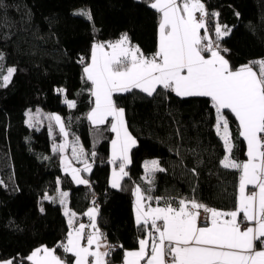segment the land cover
<instances>
[{"label": "trees", "instance_id": "obj_1", "mask_svg": "<svg viewBox=\"0 0 264 264\" xmlns=\"http://www.w3.org/2000/svg\"><path fill=\"white\" fill-rule=\"evenodd\" d=\"M203 2L210 12L220 13L221 24L232 28L221 45L229 49L226 56L233 68L264 58V0ZM4 3L7 7L0 9L4 60L0 64L5 74L9 66L17 72L8 87H0V259L25 257L41 245L56 248L66 242L69 228L63 206L43 199L45 194H56L59 179L69 191V207L77 213L75 222L87 217L84 213L95 201L97 222L109 243L122 244L112 251L109 262L121 263L123 252L138 247V239L144 236L135 224L133 189L137 184L148 187L141 179L147 158H159L167 169L155 174L149 193L164 197L160 204L186 197L212 208L233 210L239 174L219 164L225 153L213 127L214 109L203 97L179 98L163 91L154 97L139 92L114 95L138 143L131 150L129 175L121 181V188L110 186L114 133L108 130L110 124L96 129L86 118L92 98L79 59L90 56L94 42L115 41L124 33L145 55L154 53L159 14L148 6V0ZM82 6L90 9L91 21L75 15ZM58 88L66 90V97L55 91ZM65 98L75 100L76 107L69 109ZM38 106L61 113L69 135L81 137L92 163L91 172L83 173L90 186L76 185L64 173L61 154L52 150L53 143L62 139L58 131L50 134L48 124L29 127L26 123L27 110ZM226 114L234 138L233 156L243 159L245 141L239 137L234 116L227 110ZM193 168L198 172L195 177ZM56 254L72 264L73 258L62 249L56 248Z\"/></svg>", "mask_w": 264, "mask_h": 264}, {"label": "snow or ice", "instance_id": "obj_2", "mask_svg": "<svg viewBox=\"0 0 264 264\" xmlns=\"http://www.w3.org/2000/svg\"><path fill=\"white\" fill-rule=\"evenodd\" d=\"M148 6L159 14L154 53L145 55L124 33L115 41L94 42L90 56L79 59L82 78L90 84L92 98L86 118L96 129L110 124L108 130L115 134L109 161L113 165L111 188L120 189L121 181L129 175L126 168L132 163L130 153L138 143L129 131L125 109L118 107L113 98L116 94L139 92L154 97L163 91L179 98H208L214 109L213 127L225 153L219 164L239 175L233 210H218L186 197L165 201L160 206L165 198L149 193L155 174L167 169L159 160L146 161L141 179L148 187L142 189L137 184L133 189L135 224L144 236L138 239L136 250L123 252L122 264H264V58L233 68L226 58L229 49L221 45L232 28L221 24L220 13L210 12L203 0H148ZM6 7L4 0H0V9ZM75 15L92 20L87 10H79ZM3 60L0 53V61ZM16 72L17 68L9 66L5 74L0 67V87H8ZM55 91L66 97L65 89ZM64 103L69 109L76 107L75 100L65 98ZM225 110L234 116L239 137L246 142L244 161L232 158L234 144ZM25 115L29 127L46 120L50 134L58 128L63 142H54L52 150L61 154L64 173L76 185L90 186L82 173H90L92 164L78 137L69 142L63 118L42 114L39 109L36 113L28 110ZM69 147L71 158L64 154ZM95 155L91 153L93 158ZM73 160L83 167H75ZM191 172L194 177L198 175L196 168ZM56 183L59 186L61 181L57 179ZM68 197L69 192L59 187L56 197L43 196L44 200L58 201L68 218L66 242H60L56 248L70 255L72 264H110L107 257L114 247L104 243L95 201L84 213L89 224L76 225V213L67 207ZM153 201L156 206H152ZM40 211H44L43 207ZM56 248L42 245L25 257L0 259V264H68L56 254Z\"/></svg>", "mask_w": 264, "mask_h": 264}, {"label": "crops", "instance_id": "obj_3", "mask_svg": "<svg viewBox=\"0 0 264 264\" xmlns=\"http://www.w3.org/2000/svg\"><path fill=\"white\" fill-rule=\"evenodd\" d=\"M135 45V44H134ZM226 58H227V56H226ZM228 59V58H227ZM230 62V61H229ZM91 109V108H90ZM225 113H226V110H225ZM227 115V114H226ZM228 119H229V117H228ZM230 125V124H229ZM230 130H231V133H232V129L230 128ZM131 133V132H130ZM132 134V133H131ZM134 137V136H133ZM115 138V134L113 135V138L112 139H114ZM233 139V144H234V138H232ZM111 144V143H110ZM245 144H246V142H245ZM234 150V149H233ZM110 155H111V150H110ZM131 155V154H130ZM232 158L233 159H235V160H237V161H244V160H246L247 159V157H245V158H243V159H237L236 157H234L233 156V152H232ZM153 159H155V160H159V158H156V157H152V158H147V159H145L144 161H143V164L146 162V161H151V160H153ZM73 161H75V160H73ZM161 165V164H160ZM82 166V165H81ZM80 166V167H81ZM162 166V165H161ZM112 169H113V165H112ZM126 171H127V168H126ZM111 174H112V171H111ZM111 174H110V180H111ZM144 175V172H143V174H142V176ZM59 188L61 189V190H63V191H67V192H69L68 190H65V189H63L62 187H61V185H59ZM47 195H49V196H52V197H56L57 196V192H56V194L54 195V194H47ZM134 198H135V196H134ZM68 200H69V197H68ZM94 206V205H93ZM93 206H91V207H93ZM96 206V205H95ZM152 206H156V203L155 202H153V205ZM160 206H163V204H160ZM173 206H175V205H173ZM67 207H68V209L71 211V212H75L74 210H71L70 209V207H69V201H67ZM90 207V208H91ZM134 209H135V203H134ZM217 209V208H216ZM63 210H64V207H63ZM218 210H221V209H218ZM135 212V211H134ZM76 213V212H75ZM77 214V213H76ZM98 217V216H97ZM68 219V218H67ZM89 218L88 217H86V218H84L83 220H80V221H78V222H76V225H78L79 223H84L85 225H88L89 224ZM97 224H98V227H99V230H100V232L103 234V236H104V243H107V244H109V240H108V238H107V236L105 235V232H103V230L101 229V227H100V225H99V222H97ZM87 231H90V229L89 230H87ZM142 238V237H141ZM42 246V245H41ZM43 246H46V245H43ZM47 247H49V246H47ZM50 249H51V247H49ZM53 248V247H52ZM138 247H136V248H130L129 250H126V251H132V250H136ZM107 259L109 260V257H107ZM119 264H122V262L121 263H119Z\"/></svg>", "mask_w": 264, "mask_h": 264}, {"label": "rangeland", "instance_id": "obj_4", "mask_svg": "<svg viewBox=\"0 0 264 264\" xmlns=\"http://www.w3.org/2000/svg\"><path fill=\"white\" fill-rule=\"evenodd\" d=\"M86 7V6H85ZM84 6H82L79 10H87V11H90V9L89 8H85ZM261 58H263V57H260V58H257V59H261ZM0 67H1V64H0ZM40 110V112L42 113V114H45V115H47V114H57V115H60L62 118H63V116H62V114L61 113H59V112H54V111H50V110H45V109H43L42 107H40V106H38V107H35L34 109L33 108H29L28 110H31L33 113H36V111L37 110ZM27 110V111H28ZM64 120V119H63ZM45 124H48V122L46 121V120H42V122H41V124H39L38 126H36V127H42V126H44ZM66 125V124H65ZM66 129H67V126H66ZM57 131H58V128H56L53 132H56L57 133ZM67 131H68V129H67ZM79 138V144L80 145H82L83 146V148H84V150H85V153H86V149H85V145H83V142H82V139H81V137L80 136H78V135H75V136H71V135H69V137H68V139H69V142L71 143V142H73V141H75V139L76 138ZM63 142V138L58 142V144L59 143H62ZM65 155H67V156H69L70 158H71V147H69L67 150H66V152L64 153ZM87 158H88V156H87ZM88 162L89 163H91V161L88 159ZM92 164V163H91ZM73 165L75 166V167H78V168H82L83 167V165L82 164H79L77 161H73ZM82 165V166H81ZM81 166V167H80ZM82 176L84 177V174L82 173ZM85 178V177H84ZM87 179V178H86Z\"/></svg>", "mask_w": 264, "mask_h": 264}, {"label": "built area", "instance_id": "obj_5", "mask_svg": "<svg viewBox=\"0 0 264 264\" xmlns=\"http://www.w3.org/2000/svg\"><path fill=\"white\" fill-rule=\"evenodd\" d=\"M205 5H206V8L208 9V7H207V4L205 3ZM209 10V9H208ZM211 26V25H210ZM210 207V206H209ZM203 213H202V217H203ZM87 230H89V229H87ZM109 245H112L113 247H114V249H117L118 247H121L122 246V244L121 243H118V244H114V243H109Z\"/></svg>", "mask_w": 264, "mask_h": 264}]
</instances>
